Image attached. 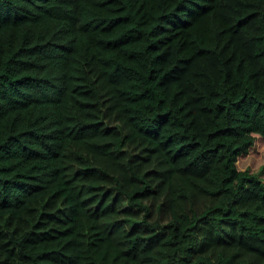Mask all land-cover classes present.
Returning a JSON list of instances; mask_svg holds the SVG:
<instances>
[{
  "label": "trees",
  "instance_id": "1",
  "mask_svg": "<svg viewBox=\"0 0 264 264\" xmlns=\"http://www.w3.org/2000/svg\"><path fill=\"white\" fill-rule=\"evenodd\" d=\"M264 0H0V264H264Z\"/></svg>",
  "mask_w": 264,
  "mask_h": 264
},
{
  "label": "rangeland",
  "instance_id": "2",
  "mask_svg": "<svg viewBox=\"0 0 264 264\" xmlns=\"http://www.w3.org/2000/svg\"><path fill=\"white\" fill-rule=\"evenodd\" d=\"M264 162V144L257 141V144L254 146L251 156L248 158L241 159L239 165L244 167L247 164H250V169L254 165L253 170L258 167V164Z\"/></svg>",
  "mask_w": 264,
  "mask_h": 264
}]
</instances>
